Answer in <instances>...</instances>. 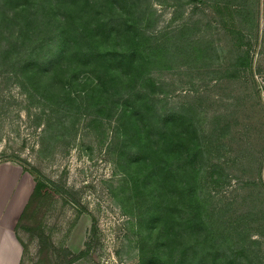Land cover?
Instances as JSON below:
<instances>
[{
    "label": "rangeland",
    "instance_id": "obj_1",
    "mask_svg": "<svg viewBox=\"0 0 264 264\" xmlns=\"http://www.w3.org/2000/svg\"><path fill=\"white\" fill-rule=\"evenodd\" d=\"M30 1L0 0V20ZM43 3L52 58L0 66V164L34 166L60 191L40 220L50 264L79 250L68 264H264V0ZM102 67L154 97L159 128L138 114L146 127L129 139V90L104 102ZM29 224L14 228L18 264H43Z\"/></svg>",
    "mask_w": 264,
    "mask_h": 264
},
{
    "label": "trees",
    "instance_id": "obj_2",
    "mask_svg": "<svg viewBox=\"0 0 264 264\" xmlns=\"http://www.w3.org/2000/svg\"><path fill=\"white\" fill-rule=\"evenodd\" d=\"M3 6L4 1L1 2ZM30 15V16H29ZM124 25V22H122ZM19 30H23V37L20 41L13 39L16 26ZM128 25V24H127ZM75 42L81 51H92V42L87 34L82 29H75ZM57 24L53 16H51L50 7L45 6L43 0H35L27 3L26 6L20 7L13 12L11 16L6 13L2 20H0V66H11V68L21 67L30 61L43 64L52 58L55 46L57 45ZM128 40H130L128 38ZM24 52V53H20ZM128 54L129 51H126ZM101 75L97 76L95 85L99 86L101 82H107L109 85L103 101L116 104L115 96L118 97L123 90L128 89L123 99V107L120 109L121 113H127L125 116L127 122L124 123V131L129 139L133 142L137 140L138 135L144 126H141L137 121L138 114L147 118V125L151 130L159 128L157 113L155 112L154 97L148 91H143L140 88H132L131 82H120L112 78L105 68H101ZM114 80V83L113 81ZM64 84V83H63ZM110 88V89H109ZM76 94H79L78 92ZM81 94H86L83 91ZM21 165L23 170L33 174V186L28 195V198L19 214L16 223L23 219H30V224L24 227L28 231V238L35 236L39 243V259L43 264H50L48 252L52 247V241L49 236L45 234L41 228L40 220L48 206L51 198L59 194V190L50 184L49 180L42 176L40 171L31 165H26L23 162L14 160ZM187 202H181L177 207L178 216L182 219H187ZM22 245L24 251L25 245ZM85 255L84 250H79L76 253H70L66 259V263H71L73 260Z\"/></svg>",
    "mask_w": 264,
    "mask_h": 264
},
{
    "label": "crops",
    "instance_id": "obj_3",
    "mask_svg": "<svg viewBox=\"0 0 264 264\" xmlns=\"http://www.w3.org/2000/svg\"><path fill=\"white\" fill-rule=\"evenodd\" d=\"M19 164H0V264H18L23 250L14 228L30 191L22 186L25 172ZM12 179V180H11ZM11 181V182H10ZM18 184L16 194L11 198L12 189ZM34 183V181H33ZM33 186V184H32ZM8 187L6 198L1 199Z\"/></svg>",
    "mask_w": 264,
    "mask_h": 264
}]
</instances>
